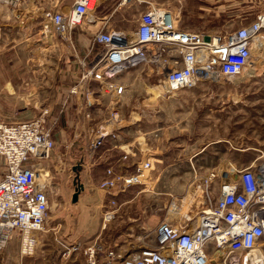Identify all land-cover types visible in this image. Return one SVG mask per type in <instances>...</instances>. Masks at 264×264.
<instances>
[{
  "label": "rangeland",
  "instance_id": "374dc122",
  "mask_svg": "<svg viewBox=\"0 0 264 264\" xmlns=\"http://www.w3.org/2000/svg\"><path fill=\"white\" fill-rule=\"evenodd\" d=\"M49 1L38 0L37 4L47 8ZM72 1L59 0L57 6L66 9ZM145 1L176 10L182 27L208 32L235 29L264 11V0ZM102 3L99 15L111 12L107 25L124 30L134 28L139 12L147 6L118 5V0ZM33 9V4L0 2V119L25 121L39 117L47 108L54 146L44 166L49 170L51 159L56 169L49 171L48 213L43 229L36 233L37 258H20L19 239L14 235L0 249V264H82V248L89 242L123 255L143 246L154 247L161 221L184 226L190 222L187 217L203 208L197 185L210 171L218 173L212 182L216 196L220 171L235 173L244 166H264L263 69L166 93L155 68L138 67L120 75L127 91L117 104L118 123L126 138L145 137L144 142L140 139L141 145L135 144V155L129 162L150 160L149 177L119 192L109 193L96 186L72 202L71 191L79 175L68 166L62 170L66 161L60 163L55 154L67 148L69 139L81 131L76 127V120L82 116L75 110L79 108L77 102L68 109H62L61 102L67 84L76 81V50L70 41L78 55L86 48L75 40L77 29L69 39L44 33L37 9ZM107 102L102 100L104 105ZM103 117V111L94 113V120ZM62 132L67 143H62ZM4 169L0 156V175ZM106 212L111 218L105 219ZM74 244L79 248L64 254ZM259 249L263 253L259 264H264V239ZM222 255L212 257L211 263L226 264L224 259L229 256L232 264H239L244 254Z\"/></svg>",
  "mask_w": 264,
  "mask_h": 264
},
{
  "label": "built area",
  "instance_id": "2783aa9c",
  "mask_svg": "<svg viewBox=\"0 0 264 264\" xmlns=\"http://www.w3.org/2000/svg\"><path fill=\"white\" fill-rule=\"evenodd\" d=\"M58 1L50 0L45 8L40 2L37 4L38 0H0L12 6L33 4L42 31L67 39L82 24L99 22L98 7L105 0H73L66 9L58 8ZM129 3L147 2L118 0V5ZM86 38L82 42L86 48L83 55L77 54L70 41L76 50V81L67 84L61 106L68 109L72 97L79 101L82 116L76 125L88 130L85 151L89 155L118 128L117 104L127 91V85L120 80L124 71L155 68L166 93L193 88L201 82H221L251 69L264 71V11H258L253 19L235 29L208 32L186 29L179 24L176 10L147 3L134 28L103 27ZM104 97L108 99V116L90 128L93 111L101 106ZM48 111L46 108L39 117L25 121L0 119V156L5 163L0 175V249L16 235L20 252L32 254L36 233L45 225L49 170L44 163L54 146ZM73 138L80 135L74 133ZM151 169L148 159L136 161L130 172L108 166L97 186L109 193L123 191L143 183ZM220 174L216 196L212 182L217 172L210 171L197 185L204 206L192 219L187 217L189 223L183 226L165 220L158 224L156 246H143L123 255L89 242L82 248V264H210L215 252L242 255L259 251L264 239V166L249 165L235 173ZM108 213L105 219L111 216ZM78 248L71 245L64 254ZM226 259L232 264L229 256Z\"/></svg>",
  "mask_w": 264,
  "mask_h": 264
},
{
  "label": "crops",
  "instance_id": "0c3cea01",
  "mask_svg": "<svg viewBox=\"0 0 264 264\" xmlns=\"http://www.w3.org/2000/svg\"><path fill=\"white\" fill-rule=\"evenodd\" d=\"M193 1L195 2V1H206V0H193ZM101 4L103 6V3ZM99 7H98V17L100 18L99 22L93 25L84 23L81 26L76 28L77 36L75 40L77 43L84 42V39L87 40L86 37L90 38L97 29L103 28V27H109L107 24H108V17L110 16L111 12L110 13L106 12L104 14L99 15ZM198 7H199V10H204L203 9L204 7L202 6H198ZM186 29L193 30L192 28H189V27H186ZM195 30H198V28L195 27ZM72 100L73 101L71 103H73L74 101L77 103L79 102L75 97H72ZM102 100L107 101L108 99L107 97H104L102 98ZM71 107L73 108V106ZM100 107L99 106L96 107V109L93 111V114H92L93 120L90 121V126H89L90 128H92V126L97 125L98 123H101L108 116V108L106 107V105H104V103H101ZM75 110L79 112L78 107ZM97 110L103 111L104 117L100 120H96V119L94 120V113ZM141 118L142 116H140L138 120L141 121ZM117 124H118V128L116 129L114 135H109L108 137H106L103 145L100 146L93 155H89L85 151V148H86L85 145L87 143V140H85V135L86 133L88 134V130L84 129V126L78 125L81 128V131L80 133L79 131L76 133H79V135L85 133V135L78 139L71 138L69 139L68 143L66 141L67 138H65L62 132V137H61L62 143H65L66 141L68 145H67V148L62 150V152L60 151L57 154H55V158L57 159V161H60V163L62 164L66 161L67 165H64L65 166L64 169H62L61 167L62 170H65L66 166H68L67 168L72 169L74 173H78L79 177H77L76 184L80 182L83 186L82 190L78 194V201L82 197L81 192L86 194L87 190H90L97 186L99 179L105 175V170L108 166L112 167L115 171L130 172L132 170L133 164L132 162H129V160L132 161L133 156L135 155V151H134L135 144L137 143L138 145H141L142 141H140V139L143 138V142H144L145 137L140 136V137H137L139 139L137 138L128 139L125 137V133L123 132L124 130L121 129L123 127H121L119 123ZM66 125H68V123H66ZM77 161H78V164H77ZM49 165H50V167H48L50 168L49 171L52 173V171H55L56 165L54 161L51 159H50V162L48 163V166ZM75 187L76 185L73 184V188L71 191V197H72V193L75 190ZM19 246L20 244L18 243V250H19L20 258H29L32 256L33 258H37L36 257L38 255L36 253L37 249H35L34 253L32 254L24 255L20 252ZM5 249L7 250V247ZM5 249L3 252H5ZM43 252H45V250H43Z\"/></svg>",
  "mask_w": 264,
  "mask_h": 264
},
{
  "label": "bare ground",
  "instance_id": "6f19581e",
  "mask_svg": "<svg viewBox=\"0 0 264 264\" xmlns=\"http://www.w3.org/2000/svg\"><path fill=\"white\" fill-rule=\"evenodd\" d=\"M248 73H249V71H248ZM109 218H111V216L108 217V219ZM192 218L193 217H189V219H192ZM219 255H222L220 251L219 252H215L213 257L217 258V256H219ZM262 258H263V253L259 249V251H254V252H250V253H246V254L242 255L241 258H240V260L238 259V261H240V264H255V263L256 264H259V262L262 261ZM229 262L230 261L228 259L225 260V263L226 264H230ZM210 264H213V263H210Z\"/></svg>",
  "mask_w": 264,
  "mask_h": 264
},
{
  "label": "water",
  "instance_id": "95a60500",
  "mask_svg": "<svg viewBox=\"0 0 264 264\" xmlns=\"http://www.w3.org/2000/svg\"><path fill=\"white\" fill-rule=\"evenodd\" d=\"M206 39H208V36H205ZM83 186L82 184L79 182L76 184L75 190L72 193V197H71V201L75 202L78 200V194L80 193V191L82 190Z\"/></svg>",
  "mask_w": 264,
  "mask_h": 264
}]
</instances>
